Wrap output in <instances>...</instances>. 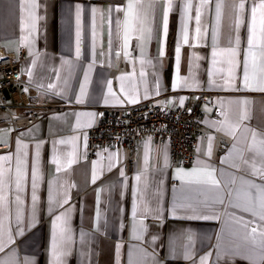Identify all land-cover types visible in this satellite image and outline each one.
I'll list each match as a JSON object with an SVG mask.
<instances>
[{"label": "crops", "instance_id": "obj_1", "mask_svg": "<svg viewBox=\"0 0 264 264\" xmlns=\"http://www.w3.org/2000/svg\"><path fill=\"white\" fill-rule=\"evenodd\" d=\"M204 2L138 0L125 44L129 0H0V47L26 51L23 87L38 89L36 100L50 107L16 132L0 127V158H10L0 159V166L12 168L0 214L4 264H53L54 233L63 253L56 264H201V258L205 264H264L258 227L264 222L232 207L228 197L230 188L239 187L241 198L247 190L239 180L231 183L232 174L261 182L241 170L252 132L257 146L264 139V43H254L250 53L247 44L251 6L261 0H245L234 79L228 50L235 47L239 0H223L219 25L216 0H207L197 34L194 17ZM185 3L192 5L187 18ZM185 23L188 43L181 31ZM200 92L212 96L200 106L203 133L192 164H174L170 144L152 137L139 139L134 162L128 147L112 144L88 156L87 129L104 109L147 100L193 105ZM242 107L248 119L230 134ZM18 157L24 176L19 192L13 179ZM62 213L66 225L56 221ZM241 217L253 223L245 228L236 222ZM61 226L67 239L60 238Z\"/></svg>", "mask_w": 264, "mask_h": 264}, {"label": "built area", "instance_id": "obj_2", "mask_svg": "<svg viewBox=\"0 0 264 264\" xmlns=\"http://www.w3.org/2000/svg\"><path fill=\"white\" fill-rule=\"evenodd\" d=\"M26 51H6L0 47V127L11 126L16 132L27 127L50 110L36 100L38 89L23 87ZM8 93V95H7ZM212 93L196 94L193 105L170 107L153 100L132 103L122 108H106L98 121L87 129L88 156L95 157L106 144L128 147L129 160H137V147L142 137H152L171 147L174 164H192L202 135L201 104L211 100Z\"/></svg>", "mask_w": 264, "mask_h": 264}, {"label": "snow or ice", "instance_id": "obj_3", "mask_svg": "<svg viewBox=\"0 0 264 264\" xmlns=\"http://www.w3.org/2000/svg\"><path fill=\"white\" fill-rule=\"evenodd\" d=\"M207 6V0L200 6L196 8V14H195V22H196V32L197 34L200 33V22H201V7ZM223 0H216L215 4V10H216V20L217 25H219L221 15H222V9H223ZM138 7V0L137 2H133V0H129V3L127 5V12L125 17V44H127L128 39V16L135 13L136 9ZM169 8H171V4L168 5ZM234 7L237 9V15L234 22V28L237 32V36L235 38V47L228 50L229 60L228 63L232 66L230 69V77L234 79V68L236 66L235 57L238 54V49L240 45V37L238 35L241 25L245 23L244 20V12H245V0H239L237 4L234 5ZM185 16L187 18V12L190 8H192V5L190 3H185L183 5ZM258 10H260L259 19L257 16ZM95 11V10H94ZM136 19L139 20V15L136 14ZM119 23V22H118ZM141 24H143V21H140ZM248 27V38H247V44H248V50L249 53L251 52V49L254 46V43H264V0H261V3L255 4L253 2L251 6V14H250V21L247 25ZM164 30L166 32L167 30V12L164 14ZM182 37L183 42L188 43V35H187V24L185 23L182 26ZM151 30L149 29V33ZM216 34L215 30L213 32V41H215ZM177 59L179 56V47L177 48ZM163 53H161L162 55ZM216 56V52L213 51V57ZM187 82H184V86H186ZM177 85H174L176 87ZM244 87H248V62H247V54L244 61ZM261 91H264V88L260 89ZM135 102V101H131ZM183 103V101H181ZM241 105H246L248 101H241L239 102ZM222 115H225L222 113ZM225 119H227L225 115ZM248 119L247 111L245 108H241L240 111L237 114V123L232 126V131L230 134H234V129L240 127L242 122L244 120ZM221 128L219 130H224V121L220 122ZM246 131H250L249 129H245ZM258 134L255 132H252V138L253 142L249 144L248 148L245 150L249 153L248 156H244L243 153L241 154V161H242V168L241 170L251 176L258 177L261 181L260 183H256L253 180H247L244 178V176H235L232 174V184H235L237 180L240 181L241 185L246 186L247 190L245 191V195L243 198L239 195L241 189L239 187L236 188H230L228 192L229 197V204L232 207H239L244 212L251 213L252 217L259 218L261 222H264V139L259 141V145L257 146L256 140H257ZM19 143V142H18ZM39 147V145L37 146ZM210 154V153H209ZM166 158V157H165ZM0 159H10L9 157H3ZM147 159V154H146ZM38 162V155L36 158ZM249 161H251V165H249ZM256 161H259L261 167H256ZM34 162L32 166V189H33V204H35L36 196H35V189H36V183H37V174H38V163ZM198 164L201 162H197ZM234 167H241V165H233ZM111 167V163L109 165ZM12 172L11 165L7 168H4L3 166H0V214H2L6 209V203H7V195L5 194V186L10 183L9 174ZM211 176V173H209ZM15 181V189L17 192L21 190L22 182L24 180V176L21 170V162L19 157L17 158V164L15 168V174L13 177ZM139 180V176L137 177ZM212 184H217V181L214 179V177L210 181ZM252 189H255V192L251 191ZM235 194V195H234ZM20 197L19 195L16 196V201L19 202ZM224 196L221 194V196L218 198V203H223ZM66 202V201H65ZM147 211V210H146ZM67 213H62L60 216L56 217V221L60 222L63 221V225H66L67 223ZM19 218V216H18ZM190 218H207L203 216H193ZM237 223L241 224L243 227L247 228L250 224L253 223L251 220H244L243 217L239 218ZM260 235L264 236V223H261L259 226ZM252 233L257 232V227H252L251 229ZM67 228L65 226H61L59 228V235L61 240L67 239ZM189 240H191V237H189ZM0 251H3V246L0 245ZM62 249L60 245L57 243V236L56 233L53 235V258L54 262L53 264H56V262L59 259V255H62ZM187 255V253H186ZM0 264H4V261L0 260ZM201 264H205V258H201Z\"/></svg>", "mask_w": 264, "mask_h": 264}, {"label": "rangeland", "instance_id": "obj_4", "mask_svg": "<svg viewBox=\"0 0 264 264\" xmlns=\"http://www.w3.org/2000/svg\"><path fill=\"white\" fill-rule=\"evenodd\" d=\"M6 115V113H4L1 109H0V116H4Z\"/></svg>", "mask_w": 264, "mask_h": 264}, {"label": "water", "instance_id": "obj_5", "mask_svg": "<svg viewBox=\"0 0 264 264\" xmlns=\"http://www.w3.org/2000/svg\"><path fill=\"white\" fill-rule=\"evenodd\" d=\"M7 95H8V93H7Z\"/></svg>", "mask_w": 264, "mask_h": 264}]
</instances>
